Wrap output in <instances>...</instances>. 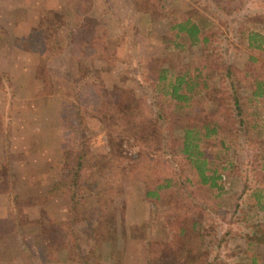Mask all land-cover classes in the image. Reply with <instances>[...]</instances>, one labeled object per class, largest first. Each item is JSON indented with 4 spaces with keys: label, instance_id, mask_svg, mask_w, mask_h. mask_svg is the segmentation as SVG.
<instances>
[{
    "label": "rangeland",
    "instance_id": "obj_1",
    "mask_svg": "<svg viewBox=\"0 0 264 264\" xmlns=\"http://www.w3.org/2000/svg\"><path fill=\"white\" fill-rule=\"evenodd\" d=\"M183 1H190L214 19L215 27L222 32L217 42L220 59L243 65L246 52L243 48L240 53L238 32L247 29L264 34V0H200L198 4L194 0ZM45 16H50L55 25L42 37L37 36L44 44L38 48L43 50L21 48L22 44L25 46L22 39L46 29ZM168 28L166 17L149 21L138 11L134 0H0V63L4 71L0 82V264H80L77 250H70L72 258L59 253L55 262L49 260L45 250L47 236L71 237L73 228L80 234L91 227L88 221L74 224L76 217L69 218L67 190L63 195L53 190L55 185L65 188L61 184L74 180L71 174L76 157L68 152L73 139L69 126L78 120V110L86 114L85 132L79 138L84 143L76 149H87L107 160L110 168L105 175L112 185L105 188L109 196L105 193L112 208L127 222L125 264H153L149 262L148 248L156 250L161 246L170 253L179 237L175 232L178 227L196 219V202L178 195L177 187L163 189L158 199L147 197L149 185L142 174L173 176L172 159L177 158L173 149V153L157 154L147 144L143 147L140 140L146 139L149 127L156 123L153 104L157 102L153 97L159 71L168 68L179 74L190 57L204 53L200 46L178 49L166 42ZM79 37L91 39L81 45ZM15 48L40 59L36 72L42 77L32 86L38 89L41 85L39 91L45 94L34 101V111L14 102L8 68ZM218 79L215 77L212 82L215 93ZM249 94L245 89L246 109L263 113L261 104L248 101ZM100 103H112L123 116L136 117L140 122V128L134 130L136 134L123 133L112 121L105 125L104 116L97 114ZM261 136L264 134L258 137ZM113 147L121 156L115 155ZM220 153L225 165L231 159L246 156L230 149H221ZM251 169V165L238 168L222 180L229 192L213 217L215 242L217 245L221 240L222 244L219 250L226 251V245H245L244 236H240L245 226L241 221L244 213L237 212L235 206L243 193L246 173L251 186L262 180ZM194 192L196 187L187 186L188 194L195 195ZM148 221L152 224L147 231ZM80 246L83 254L90 255V246ZM258 250L264 258V246H258ZM216 253L215 250L212 255ZM156 257L154 254L155 260ZM171 260L175 261L170 253L168 262ZM108 262L107 259L104 264Z\"/></svg>",
    "mask_w": 264,
    "mask_h": 264
},
{
    "label": "trees",
    "instance_id": "obj_2",
    "mask_svg": "<svg viewBox=\"0 0 264 264\" xmlns=\"http://www.w3.org/2000/svg\"><path fill=\"white\" fill-rule=\"evenodd\" d=\"M134 2L138 11L149 21L155 22L161 16L168 19L166 42L173 43L178 49L200 46L204 52L202 55L190 57L179 74L162 68L154 84L157 92L153 97L157 102L153 104L156 123L149 127L146 139L143 137L144 139L140 140L143 147L147 144L151 151L157 154L169 151L173 153L174 150L177 158L172 159L173 176L156 178L142 172L143 180L149 185L146 196L158 199L163 189L177 187L178 195L183 194L196 202L197 220L192 219L190 223L178 227L175 231L179 237L174 247L170 248L175 261L168 262L169 249L158 246L156 250L148 248L149 262L264 264V258L258 250V246H264V136L258 137L264 134V112L246 109L243 95L245 89L249 90L248 101L255 105L261 104L264 108V34L247 29L238 32L237 44L240 53L244 48L246 59L243 65H237L231 60L220 59L217 42L222 32L217 30L212 17L190 1ZM199 2L200 0H194L193 3ZM45 18L43 25H46V29L34 31L33 35L22 39L25 46L22 44L21 48L29 51L43 50V47L38 48L44 44L37 40V36L42 37L49 27L55 25L50 16ZM86 33L87 31L84 32ZM79 39L82 42L78 41L79 44L83 45L91 38L79 37L77 40ZM42 40L44 41L43 38ZM72 40L74 41V37ZM215 77L219 78L216 93L212 90ZM97 112L99 116H104L105 125L107 121H112L125 134H136L134 130L140 128L136 117L123 116L112 103L98 104ZM83 114H86V111L78 110V120L71 122L69 126L73 139L68 152L76 157V166L71 174L74 180L67 185L61 184L65 188L55 185L53 190L60 191V195L67 190L70 202L69 218L76 217L74 224L88 221L91 227L80 234L72 227L71 237L63 234L47 236L46 254L50 261L55 262L59 253L72 258L74 255L70 250H77L80 264H104L107 259L108 264H125L127 252L123 243L128 227L122 215L112 208L109 195L105 191V188L109 189L112 185L107 182L105 175L110 167L106 164L107 160L97 157L87 149H76L84 143L83 139L79 140L85 132ZM158 124L160 127H156ZM221 149L237 150L244 152L246 156L231 159L225 165ZM114 151L115 155L121 156L122 153L118 149ZM247 165H251V170L260 174L262 180H259L260 183L256 182L255 187L251 186L248 181L249 173H246L244 190L235 206L237 212L244 213L241 221L245 226L240 236H244L245 245H226V251L219 250L218 246L222 244L220 240V244L216 245L214 237L217 229L213 217L229 192L222 180L225 175L233 174L238 168ZM137 174L139 178L140 174ZM187 186L196 187L195 195L187 193ZM106 204L108 207H105ZM126 207L123 208L124 218ZM151 224L152 221L146 222L147 231ZM69 239L72 241L68 242ZM80 243L90 246V255L80 251ZM56 247L60 248L56 250ZM215 250L217 253L212 255ZM154 254L157 255L156 260Z\"/></svg>",
    "mask_w": 264,
    "mask_h": 264
},
{
    "label": "crops",
    "instance_id": "obj_3",
    "mask_svg": "<svg viewBox=\"0 0 264 264\" xmlns=\"http://www.w3.org/2000/svg\"><path fill=\"white\" fill-rule=\"evenodd\" d=\"M23 58L24 60H22ZM37 59L39 58L36 54L15 48L12 52V58L8 68L11 83L13 84V90L15 91V105L19 107L27 106L33 108L29 111L35 110L34 105H36V103H34V101L38 98L40 99L45 94L39 91L41 90V85L38 89H35V86H32L33 82L36 85V83L40 81L39 78L42 77L41 74L36 72V63L40 60L37 61ZM2 74H4V71L2 64L0 63V82ZM37 90L40 97L36 96L38 94L36 92ZM2 93L5 92L2 91ZM0 99L2 100V97H0ZM39 102L41 103V101Z\"/></svg>",
    "mask_w": 264,
    "mask_h": 264
}]
</instances>
